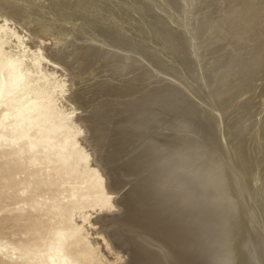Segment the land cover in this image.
Returning <instances> with one entry per match:
<instances>
[{"label":"bare ground","instance_id":"bare-ground-1","mask_svg":"<svg viewBox=\"0 0 264 264\" xmlns=\"http://www.w3.org/2000/svg\"><path fill=\"white\" fill-rule=\"evenodd\" d=\"M159 1L0 0V146L21 141L18 151L29 154L30 163L38 162L37 153L49 159L53 152L69 173L78 168L86 173L80 193H70V206L51 207L69 225L50 230L51 225L46 240L24 246L17 264H75L70 257L86 252L74 250L81 244L93 264H264V90L249 91L248 83L245 92L244 85L226 83L244 70L256 87L264 78V0H236L234 10L226 11L221 7L226 0H200L208 9L202 15L194 11L199 0ZM125 12H134L130 16L139 22ZM167 20L178 23L176 28H149L157 23L165 28ZM100 22L114 37L107 29H93ZM228 29L232 37L228 33L226 39L221 33ZM171 33L176 42L166 40ZM223 40L228 45H216ZM183 44L197 63L190 77L177 69ZM213 45L221 50L218 59L226 54L229 59L203 67L199 59ZM246 56L256 59L246 63ZM94 57L99 60L91 62ZM113 63L118 74L111 80ZM232 63L238 69L226 73ZM117 90L129 98L118 108L105 101ZM145 90L146 96L135 97ZM176 92L191 103L170 123L156 125L166 113L153 108L154 100ZM135 102L141 109L134 111L136 119L145 117L143 128L136 122L144 137L138 133L142 142L132 148L128 144L136 137L126 149L118 144L124 180L114 182L112 165L102 156L117 141L111 143L108 123L119 113L133 114L136 107L129 103ZM127 105L132 109L125 112ZM14 251L0 243L2 256Z\"/></svg>","mask_w":264,"mask_h":264},{"label":"rangeland","instance_id":"rangeland-1","mask_svg":"<svg viewBox=\"0 0 264 264\" xmlns=\"http://www.w3.org/2000/svg\"><path fill=\"white\" fill-rule=\"evenodd\" d=\"M153 1L154 0H151V1L147 2V0H141V3L143 2V3H146V4L150 5L152 3L154 4ZM233 1H234V3L236 2V0H231V1L230 0H226V2L221 5V7H224L225 8L224 9L225 11H226V8L227 7L228 8L231 7L234 10V7H233L234 3H232ZM158 2H160V1L158 0ZM171 2L173 4L174 1H171ZM199 2H200V0L197 1V6H196V7L200 8L199 11H198V8H196V7H195L196 10L194 8V11H196L197 13L198 12H201V15H202L208 9H205L204 6L203 7H200L203 4L202 3H199ZM227 3L230 4V6ZM174 4H177V2H174ZM226 4L228 6H226ZM174 6H176V5H174ZM165 11H167L166 13H168V10L167 9ZM212 11L213 10H211L210 12H212ZM125 14L124 15L130 19V17L131 18L134 17V16H130V15L131 14L134 15L135 13L134 12H131V14H130L129 12H125ZM85 15H87V14H85ZM85 15L82 16V18L80 17L82 21H84ZM211 16H212L211 18H214L215 17V15L212 14V13H211ZM146 17H145L146 19H150L151 18L150 15H149L150 18L148 17V15ZM132 19H130V21H133L134 23H137L136 21H138L139 18H137V20H135L136 17L135 18H132ZM171 19H172V17H171ZM230 19H231L232 22L234 21L233 20L234 19L233 16ZM130 21L128 22L129 25L130 24L133 25L134 23L133 22L131 23ZM172 21L174 22L175 20H172ZM176 21H178V23H179L180 20L178 19ZM104 23L105 22H102V23L100 22L98 24H94L93 29H95L97 31L98 30H101V31L103 30L104 31V30L107 29L106 31H108L109 29L105 26V25H107V23H105V25H104ZM128 23H126V25H128ZM178 23H176V22H174V23L169 22L168 23V20H167L166 25L167 24L168 25L165 28H164L165 25L160 24V23L159 24L157 23L156 25L153 24L154 26H151L150 25L149 28L150 29H158V30L159 29H164L165 30L168 26H169L168 28H171V27L176 28V25ZM160 25H162V26H160ZM215 30L216 29H214V31ZM220 30L218 29L216 31L219 33V32L222 31V30L221 31ZM110 31L111 30H109L108 32H110ZM111 32H112V35L114 37L115 32H114V34H113V31H111ZM229 32H230V30L228 29V31H224L221 34H224V37H226V39H227V34ZM225 34H226V36H225ZM229 35H230V33L228 34V38L229 37H232V35H230V36ZM168 36H167V39L166 40H168L170 42H176L178 40L176 34L174 35V34L171 33ZM204 36L202 37V39H201V36H200V39H199V41L201 40L200 41L201 43L200 42L199 43L200 44H203V45H204V43H202V42H205V41H203L204 40L203 39ZM115 39L117 40V37H115ZM216 41H218V40H216ZM224 41L225 40L221 41L222 43L221 42H217L216 45H218V46L219 45H223V44L228 45V42H226V41L224 42ZM216 45H213V48H211V49H207L205 55L202 56V57L205 56L204 59L202 57L199 59V60H203V61H200V64L202 63L203 64V67H204V65H209V64H206V63L212 62L213 60H220V61H217V63H219V62H221V59H223V61H226V60L229 59V55L228 54H226L223 58L218 59L221 56V53H220L221 50L219 51L218 48H216L217 47ZM235 46L237 47V45H235ZM179 48L180 49H178V51H179L178 52L179 53V55H178V61H179V63H182V64H181V67H177V65H176V67L179 70V74H182L185 77H187V76L190 77L192 75V73L194 72L193 68H196L197 67V65H196L197 63L195 64V62L192 60V56L187 51L188 49H187V46L185 44H183L182 46H179ZM229 48H231V47H229ZM239 51L241 52V50H238V52ZM189 56H191L190 57L191 59L189 58ZM252 58H253V60H252ZM255 59H256V57L254 58L252 56L251 57L250 56H246V58L244 57V62H246V63L248 61H251L252 62V61H255ZM98 60L99 59L96 58V57L91 58V62H96ZM192 63H194V64H192ZM234 64L232 63L231 65H229V67H227V68H229V70L228 69H225L227 71V72L226 71L225 72L226 73H229L231 67H232L231 70L233 69V70L236 71V69H238L237 66H236L237 64L236 63H234ZM192 65H196V66H192ZM232 65L234 67H236V68H234ZM113 66H114V68H113ZM248 66H249V64H248ZM116 67H118V65L115 66L114 63H113V65L110 68L111 69L110 76H112V79L111 80H114L115 77L118 74V70H117ZM246 69L248 70V72H250V70H251V69L249 70V68H246ZM112 70H113V73H112ZM163 70L164 71H167V69H165V68H163ZM245 71L246 70H244V72L242 71L240 74H237L236 76H234V78L233 77L232 78L230 77L231 79L228 78L229 80H228V82H226L228 84L227 86L229 87V85H230L233 88H234V86L235 87L237 86L239 88V86L242 85L241 87H244V86L247 87V88H245V87L243 88V90H245V92H246L247 89H248V86L247 85L249 83L250 84L249 85L250 86L249 87L250 88L249 91L250 90H255V91L256 90L257 91L264 90V88H263L264 87V82L262 83V81L264 80V78H261V80H259V82H258L259 83L258 84L259 86L256 87L257 86V85H255L256 83H253L255 80H253V82H252V81H250V77L248 78V76H250L251 73H249V75H248V73H246L247 71L246 72ZM243 73L244 74L246 73V75H244ZM208 75H206V78L207 77L209 78ZM246 76H247V78H246ZM211 78H214V76L213 77H210L209 79H211ZM220 78L221 77H219L217 79L219 80ZM244 78H246L245 79L246 81L248 79V81L246 82L244 80ZM220 80H221V82L219 81L220 83H222V81L224 83V80L225 79H223V80L220 79ZM232 80L234 82H236V83L234 84V82ZM238 80H239V82L240 81L241 82L239 83ZM225 81H227V80H225ZM114 82L115 81H111V83H113L112 85H114ZM151 86L153 87L154 85H150L146 90L148 91L149 88H152ZM160 86H165V88H167V87H171V84H164V85H160ZM253 86H255V87L253 88ZM261 86H263V87L261 88ZM177 87H178V85H177ZM162 89L163 88H161L160 90H162ZM146 90H145V92L144 91H142V92H138L137 91L138 93H136L135 97H138V96L144 97L145 93L147 92ZM174 90H176V89H174ZM117 91H119V92H115V91L109 92V94H108L109 96H107V97H111V98H108V99L105 100V101H107V103L108 102H111L112 105H114L116 108H118L117 107L118 106V103H121L122 104V103H125V101L129 100V98H125L124 91H121V90H117ZM160 94H162V93L160 92ZM146 95H147V93H146ZM171 95L172 96H170L169 98H166L164 95H159V96L156 97V99L153 102V108L154 109H159L160 111H163V113H166V119L163 118L164 120H163V122L161 121V123H160V121L157 123V122H155L154 119H150L149 120L150 123H152V120H154L153 122L156 125H160V126L163 125V124H165L167 121H169V123H170V120H172L178 114H180V112H182V110L186 107V105L188 106V103H191L190 102L191 101L190 99H185L184 98L185 95H186L185 93L182 94V95H180V93H179V95H178V92H176L175 94H171ZM173 97L176 98V99H174ZM178 97H179V99H182L183 100V98H184L185 100H183V102H182V100H180V102H179L177 100ZM241 97H244L245 98L246 96H241ZM244 98H242V99L241 98H239V99L237 98V99L239 101H242ZM136 104H138V102H135V104L129 103V105H131V107L132 106H133V108L136 107L135 109L130 108L128 105H127L126 109H124L125 112L128 111L127 108L132 109L131 111L130 110L129 111L130 112H133V114L132 113L129 114V112H127V114H125L124 112H123V114L119 113L117 116H113L112 120H110V122L108 123V127L110 128V132L111 133L114 132V136L112 137L113 140L111 139L112 140L111 143H113V144L115 142L116 143L114 144V148H112V149L104 152L106 154H109L108 157L106 156V154H103L102 156L105 157V160H104L105 162L104 163L106 165L108 164V167H110L112 165L111 168H110L111 171H113V169H114V171L116 172L115 173L113 171L114 172L113 173V172L110 171L111 176L113 177V181L114 182H118V181L124 180L123 179V175L121 174V170H120L122 168H119L118 167L119 164L122 163V160L124 159V158H122L123 156H121L122 154L119 151H117L118 150V147H119L118 144H120L121 141H122V143H123L122 145L124 146L123 148L126 149V147H128V146L130 148L131 145L132 146H134L135 144L139 145V142L138 141L141 140V139H143V138H141V136L144 137V134H143L144 131L142 132V130H144V129H142L144 124H142L141 121H144L143 119L145 117H143V119H142V116H144V115L142 114V116H140L141 109L138 110V108L140 107V105L138 104L139 105L138 106ZM148 108H151V107L148 106ZM173 108H175V109H173ZM134 111H136V112L138 111V113H140L139 114V120H137L138 118L136 119V116H138L137 115L138 113L136 114V112H134ZM128 114L130 116L132 114L133 117L132 116L131 117L133 118V120L131 118L128 119L129 118V115ZM126 115H128V116H126ZM170 117H173V118L171 119ZM134 118H135L136 121L134 120ZM131 120H132V122L133 121L135 122L134 123L135 128H137V129L139 128L140 129V130L138 129V132H135L134 133V131H137V129L134 128V126L132 125L133 123L131 122ZM129 121L131 123H129L128 125H131V126H129L127 128H128V130H129L130 127H131L130 129L133 128L132 129L133 131L131 130L132 132L130 133V134L133 133V135H130L129 134L130 130H129V132H128V130H126V132H128V134H129V136H127L126 132L121 130L122 129L121 127H122V125H124L126 122H129ZM138 121H139L138 124L141 123L142 128L140 127L141 125H138L136 123ZM260 121H261V119H260ZM147 122H148V120H147ZM153 124H152V126H151V124H149V126H148V123H147V126L149 128L150 127L153 128L154 127ZM136 125H138L139 127H136ZM124 127H126V124H125ZM233 129H235V128H232L231 130H233ZM119 133L122 134V135H120ZM138 133L141 136H136V135H138ZM115 135H117V136H115ZM123 135H124V137H123ZM125 135H126V137H125ZM132 137L133 138L136 137L137 140L132 139ZM60 138H61V136L58 137V139H60ZM159 138H160V140L162 139L161 137H159ZM130 139H132L131 142L129 141ZM115 140H117V141H115ZM124 140L126 141V143H125ZM134 140L137 143L134 142ZM162 141H163V139H162ZM168 141H170V140H168ZM168 141H165V142H167L166 144H168ZM128 142H130L131 144L130 145L128 144V146H127V143ZM140 142H142V140ZM165 142H163V143H165ZM132 143H134V144H132ZM174 143H176V142H174ZM21 144H23V142L19 141V145L2 144V146H0V243L1 244L7 243L9 246H13L15 248L14 254L10 258L9 257H6V256H2L0 254V264H7V263L17 264L16 262L22 261V259L19 258V255H21L25 250H27L26 248L24 249V246L27 245V244L28 245L31 244L34 247H36V243L39 242L40 239L43 238V240H46L49 237L50 233H51V231H49V229H50L49 227L51 225L53 226V225L58 224V223H60L62 225L63 224L64 225H67V224L69 225L70 221L66 220L67 218H64L65 219L64 220L63 218H60V217L56 216V211H55L56 209H53L51 207L52 206L53 207L54 206H59V208H60V207H64V206H67V207L70 206V203H69L70 202V200H69L70 199L69 198L70 193L71 192L80 193L79 190L80 189H83L82 182H83V180L86 177V173L82 170V168H78L73 173H69V171L67 170L68 168H66V169L63 168V166L59 162L58 157H56L53 154V152H50L49 159H44V157L42 156L43 154L37 153L36 156H37L38 162L37 163H30L27 160V157L29 156V154L22 153V152H19L18 151V147ZM171 144H173V143L171 142ZM115 145H116L117 148L115 147ZM115 150H116V152H115ZM136 151H134V152H136ZM111 153H113V155ZM116 155L120 156V158L118 156H116ZM104 157H103V159H104ZM113 158H115V159H113ZM110 159H112V160H110ZM115 160L119 161V163H116L117 161L115 162ZM125 164H127V163H125ZM136 164H139V162L137 161ZM116 167H118V168L115 169ZM114 174H116V175H114ZM132 174H134V173H132ZM114 176H115V178H114ZM136 176L137 175L135 174L134 179H136ZM112 177H111V179H112ZM117 177H119L118 179H120V180H117ZM132 177L133 176H131L130 178L133 179ZM133 181H135V180H133ZM136 182H137V180H136ZM129 186H128V188H129ZM135 199L137 201V202H135L136 207L138 205H139L138 207H140V204L138 202L139 200H137V196L135 197ZM135 199H134V201H135ZM138 207H137V209H139ZM67 209L70 210V208H67ZM67 209H66V211H67ZM96 216H97V214L93 213V215L91 216V220L93 221L96 218ZM55 227H57V226L55 225ZM52 228H54V226L51 227L50 230H52ZM37 229H38V231H37ZM45 229L48 230V231H46ZM96 230H97V227L91 228V233L95 232ZM33 231H34V233H33ZM35 231H37V233ZM47 232H49V233L47 234ZM39 234L40 235H43V236L40 237ZM36 239H37V241H36ZM15 245H17V246H15ZM84 246L85 245L81 244V245H79V247L74 248L75 251H78V250L86 251V252L81 253V254H79L78 252H75L76 254L75 255H72L70 257L71 260H72V262H74L75 264H85V263L87 264V261L90 264L91 263L92 264L94 263L92 261L91 257L88 255L87 247L86 246L84 247ZM102 251L105 254V256L107 255L106 257L108 259L109 258H112V256L108 254V251L107 250L105 251V249L103 248ZM24 263L25 262L23 261V264Z\"/></svg>","mask_w":264,"mask_h":264}]
</instances>
